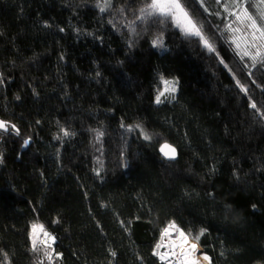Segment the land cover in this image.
I'll return each instance as SVG.
<instances>
[{"label":"trees","instance_id":"trees-1","mask_svg":"<svg viewBox=\"0 0 264 264\" xmlns=\"http://www.w3.org/2000/svg\"><path fill=\"white\" fill-rule=\"evenodd\" d=\"M101 2L0 0V120L19 129L0 131V264L43 258L33 224L55 264H165L153 251L172 221L206 229L212 264H264V64L238 56L209 2L181 0L214 51L171 22L125 27L148 0ZM161 77L178 91L156 104Z\"/></svg>","mask_w":264,"mask_h":264},{"label":"snow or ice","instance_id":"snow-or-ice-1","mask_svg":"<svg viewBox=\"0 0 264 264\" xmlns=\"http://www.w3.org/2000/svg\"><path fill=\"white\" fill-rule=\"evenodd\" d=\"M218 3H223L224 11L234 19L227 24L226 31L232 35L231 43L235 44L237 54L242 59L247 58L252 61L253 65L256 62L264 63V0H256L253 5L257 9V14L250 11L247 6V0H229V3H224L223 0H217ZM113 6V0H102L98 4L100 12H106ZM232 9H235L234 11ZM123 12V9H120ZM136 20L141 23L151 20L153 23H165L171 22L175 27L179 28L185 36L197 37L203 42L204 46L209 51H214L213 45L208 38L203 34L202 25L194 20L185 9L181 0H148V3L138 10V15L125 27H129L132 32H135ZM237 25V26H233ZM154 47H163V39L161 36H157L152 41ZM223 63V61H221ZM3 83L2 75H0V84ZM239 83V82H238ZM162 88L157 90L155 96V103L161 104L165 101H171L175 99V93L178 91V81L168 80L161 77ZM243 91H247L242 87ZM19 99V97H17ZM251 107L258 113L260 109L256 103H252ZM264 116V113H261ZM9 129L19 134V129L14 124H10L8 121L0 120V131L8 132ZM139 130L146 141L152 140V135L148 133L141 125L137 124L134 128L128 127L126 131L132 132ZM65 136L71 135L67 130L63 133ZM103 136L102 132L97 134V138ZM28 141H25L27 146ZM160 152L169 160H175L177 157L176 148L168 143H164L160 147ZM2 163V160H0ZM97 175L100 172L97 171ZM222 211L225 216L231 212V205L225 204L222 207ZM57 223L59 221H56ZM206 229H201L198 234L193 236L190 232H186L180 228L175 221L169 222L167 226L162 229L159 242L155 245L153 255L157 256L162 262H169L174 259V264H201V261L206 264H212V258L207 253H200L197 258L196 253L198 250V242L200 237L204 235ZM31 250L42 256V259H38L37 264H55V261L62 259V254L56 252L53 245L56 242V237L42 224H33L31 230ZM175 237V238H173ZM167 241V243H166ZM162 248H169V251L162 252ZM113 256L115 252L111 253ZM6 257V253L4 254Z\"/></svg>","mask_w":264,"mask_h":264},{"label":"rangeland","instance_id":"rangeland-1","mask_svg":"<svg viewBox=\"0 0 264 264\" xmlns=\"http://www.w3.org/2000/svg\"><path fill=\"white\" fill-rule=\"evenodd\" d=\"M200 2H201V4H202V6L204 7V8H206L207 7V3L209 2V3H211V5H213L214 6V8H216L217 10H218V15L221 17V18H223L224 19V21H226V26H227V24L228 23H230L233 19H234V17H231V16H229L228 15V13H226L225 11H224V7H223V3H218L217 2V0H199ZM223 2L224 3H229V0H223ZM255 2H256V0H247V6L249 7V9H250V11H252L254 14H257L258 15V13H257V9L253 6L254 4H255ZM233 11L235 10V9H232ZM234 27L235 26H237V25H233ZM228 32V31H227ZM229 36H230V41L232 40V35H231V33L229 32ZM234 45V49H235V52L237 53V49H236V46H235V44H233ZM240 58H241V56L240 55H238ZM242 59V58H241ZM243 60H245L247 63H252V61H250L249 59H247V58H244ZM256 63H260V62H256ZM264 64V63H263ZM145 129V128H144ZM146 130V129H145ZM141 134V133H140ZM142 135V134H141ZM143 136V135H142ZM160 144H158V146H159ZM53 235V234H52ZM161 251L162 252H167V251H169V248H162L161 249ZM174 259L175 258H172V260H170L169 262H167V264H174ZM261 264H263L262 262H260ZM260 263H256V264H260Z\"/></svg>","mask_w":264,"mask_h":264},{"label":"bare ground","instance_id":"bare-ground-1","mask_svg":"<svg viewBox=\"0 0 264 264\" xmlns=\"http://www.w3.org/2000/svg\"><path fill=\"white\" fill-rule=\"evenodd\" d=\"M173 238H175V237H173ZM166 243H167V241H166ZM200 253H207L210 256V254L206 250V248L200 242H198V250H197V253H196L197 258L199 257ZM201 264H206V262L201 261Z\"/></svg>","mask_w":264,"mask_h":264},{"label":"water","instance_id":"water-1","mask_svg":"<svg viewBox=\"0 0 264 264\" xmlns=\"http://www.w3.org/2000/svg\"><path fill=\"white\" fill-rule=\"evenodd\" d=\"M164 143H168V144H170L168 141H167V142H162V143H160V146H159V148H158L159 154L162 155V157H163L164 160H166V161H167V160H168V161H172V162L176 161V160L178 159V157H179V154H178V150H177V148H176L173 144H170V145H172L173 147L176 148V151H177V157H176L175 160H169V159H167V158H166V157L160 152V147H161V145L164 144Z\"/></svg>","mask_w":264,"mask_h":264},{"label":"built area","instance_id":"built-area-1","mask_svg":"<svg viewBox=\"0 0 264 264\" xmlns=\"http://www.w3.org/2000/svg\"><path fill=\"white\" fill-rule=\"evenodd\" d=\"M165 263V262H164Z\"/></svg>","mask_w":264,"mask_h":264}]
</instances>
